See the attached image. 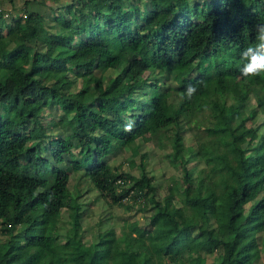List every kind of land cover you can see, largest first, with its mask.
I'll return each mask as SVG.
<instances>
[{"label": "trees", "instance_id": "16d2710c", "mask_svg": "<svg viewBox=\"0 0 264 264\" xmlns=\"http://www.w3.org/2000/svg\"><path fill=\"white\" fill-rule=\"evenodd\" d=\"M52 12L47 25L0 9V264L257 259L264 137L246 123L264 114V74L242 78L240 52L264 0H70ZM188 84L197 94L181 101ZM149 135L180 170L166 196L137 142ZM117 143L128 169L105 160ZM69 170L106 204L149 214L88 241Z\"/></svg>", "mask_w": 264, "mask_h": 264}, {"label": "rangeland", "instance_id": "374dc122", "mask_svg": "<svg viewBox=\"0 0 264 264\" xmlns=\"http://www.w3.org/2000/svg\"><path fill=\"white\" fill-rule=\"evenodd\" d=\"M70 0H0V8L7 11L9 15H18L25 7L28 11H38L44 17L47 25L53 23L52 8H62L63 5ZM11 17V16H10ZM9 18V17H8ZM111 70H107L106 73H110ZM69 77H75V88H79L81 78L73 72H69ZM254 105V101L250 103ZM60 110L55 107L44 111L45 116L57 117L60 114ZM247 125L255 126L258 130V134H261L262 140L264 137V114L259 113L257 119L254 122H247ZM59 130V128H53ZM140 151H146L148 154V170L151 173L153 180L159 185L157 190L158 196H166L168 194V187L170 180L180 176V170L175 164H171L167 157L166 152L169 147L161 148L158 146L156 137L153 135L143 136L137 140ZM186 143H192L193 139L190 135L185 136ZM246 141L242 142L245 145ZM132 156L130 149L127 145L117 143L115 150L106 157V161L109 165L115 166L118 163H122V169H128V161ZM193 166L199 167L203 165L202 161H191ZM133 172L136 167L132 168ZM69 186L72 188L78 183V191L80 201L86 202L83 205L80 221L82 224L83 234L90 242H97L104 236L105 231L110 227H116L119 229L123 220H131L138 218L139 221H144L145 217L149 214L144 212L143 215L137 209H128L123 206H110L104 202L102 198L98 196L97 191L91 185V182L80 178V173H75L71 170ZM135 173V172H134ZM259 256L249 264H264V233L259 243ZM213 256H208V260H212Z\"/></svg>", "mask_w": 264, "mask_h": 264}, {"label": "clouds", "instance_id": "9594fccd", "mask_svg": "<svg viewBox=\"0 0 264 264\" xmlns=\"http://www.w3.org/2000/svg\"><path fill=\"white\" fill-rule=\"evenodd\" d=\"M240 76L242 78L260 77L264 74V23H257L254 29V43L240 52ZM197 94V86L188 84L180 94L181 101H191ZM132 125H126L128 131Z\"/></svg>", "mask_w": 264, "mask_h": 264}, {"label": "built area", "instance_id": "2783aa9c", "mask_svg": "<svg viewBox=\"0 0 264 264\" xmlns=\"http://www.w3.org/2000/svg\"><path fill=\"white\" fill-rule=\"evenodd\" d=\"M1 9V8H0Z\"/></svg>", "mask_w": 264, "mask_h": 264}]
</instances>
